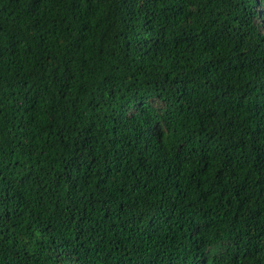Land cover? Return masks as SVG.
I'll return each mask as SVG.
<instances>
[{
	"label": "trees",
	"instance_id": "1",
	"mask_svg": "<svg viewBox=\"0 0 264 264\" xmlns=\"http://www.w3.org/2000/svg\"><path fill=\"white\" fill-rule=\"evenodd\" d=\"M179 259L264 264V0H0V264Z\"/></svg>",
	"mask_w": 264,
	"mask_h": 264
},
{
	"label": "clouds",
	"instance_id": "2",
	"mask_svg": "<svg viewBox=\"0 0 264 264\" xmlns=\"http://www.w3.org/2000/svg\"><path fill=\"white\" fill-rule=\"evenodd\" d=\"M177 264H185V259H179ZM193 264H198V263L194 260Z\"/></svg>",
	"mask_w": 264,
	"mask_h": 264
},
{
	"label": "bare ground",
	"instance_id": "3",
	"mask_svg": "<svg viewBox=\"0 0 264 264\" xmlns=\"http://www.w3.org/2000/svg\"><path fill=\"white\" fill-rule=\"evenodd\" d=\"M119 262H121V261H119ZM125 262V261H124ZM93 264V263H92ZM120 264V263H119ZM123 264V263H122Z\"/></svg>",
	"mask_w": 264,
	"mask_h": 264
}]
</instances>
